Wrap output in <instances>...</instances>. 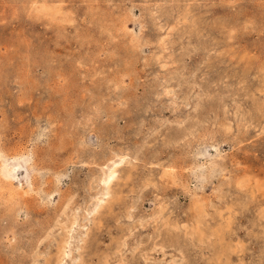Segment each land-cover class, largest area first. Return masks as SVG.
<instances>
[{"label":"rangeland","instance_id":"1","mask_svg":"<svg viewBox=\"0 0 264 264\" xmlns=\"http://www.w3.org/2000/svg\"><path fill=\"white\" fill-rule=\"evenodd\" d=\"M0 264H264V0H0Z\"/></svg>","mask_w":264,"mask_h":264},{"label":"bare ground","instance_id":"2","mask_svg":"<svg viewBox=\"0 0 264 264\" xmlns=\"http://www.w3.org/2000/svg\"><path fill=\"white\" fill-rule=\"evenodd\" d=\"M122 158V157H121ZM124 160V159H123ZM122 162V159L119 161L113 162L110 166L108 171L106 172L105 176H103V183L110 184L112 183L113 179L117 176L118 174V165ZM104 175V174H103ZM107 186V185H106ZM106 196V195H105ZM96 210V209H94ZM213 242V241H212Z\"/></svg>","mask_w":264,"mask_h":264}]
</instances>
